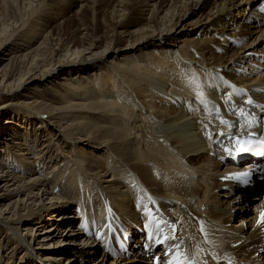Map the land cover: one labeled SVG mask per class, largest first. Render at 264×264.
Segmentation results:
<instances>
[{
  "label": "bare ground",
  "instance_id": "1",
  "mask_svg": "<svg viewBox=\"0 0 264 264\" xmlns=\"http://www.w3.org/2000/svg\"><path fill=\"white\" fill-rule=\"evenodd\" d=\"M10 2L0 0V49L10 51L0 111L24 118L0 143V222L16 238L10 264H169L177 251L184 264H264V196L239 216L256 198L230 174L251 163L241 164L243 153L233 166L224 151L235 152L230 136L264 133V13L254 12L264 0H167L161 12L156 0H83L72 17L70 0H25L18 15L4 10ZM59 14L60 24L38 32ZM135 20L145 23L125 27ZM209 73L235 84L219 90L224 78L218 86ZM36 80L70 88L54 112L36 99L14 105ZM72 163L83 171L75 181ZM249 172L256 191L262 181L253 165ZM136 234L144 250L125 259L124 241ZM97 240L104 251L95 259Z\"/></svg>",
  "mask_w": 264,
  "mask_h": 264
},
{
  "label": "rangeland",
  "instance_id": "2",
  "mask_svg": "<svg viewBox=\"0 0 264 264\" xmlns=\"http://www.w3.org/2000/svg\"><path fill=\"white\" fill-rule=\"evenodd\" d=\"M8 1L10 2V0H8ZM17 1L18 0L14 1L13 3L10 2L12 5H10V3H8V5H6L7 4L6 3L5 4L6 6L4 7L5 8L4 10L6 12L9 10L8 13H10L12 15H18L19 9L17 11H15L16 9L14 7L16 6V8H17L19 6L20 7V11L23 10L22 12H24V9L25 8H22V7L26 6V4L25 5L23 4V2L25 0L24 1L23 0H19L18 3H17ZM70 1H71V5L69 6L70 12L66 14L67 17H72L76 13V11L79 10L80 5L83 4V3H81V1H83V0H70ZM156 1H157L158 6H159V12H161L162 9L167 8L169 6V4H170V3L167 2V0H156ZM256 3H257V1L254 2V4H256ZM16 4H18V5H16ZM209 9H210V6L209 5L204 6V12H207ZM262 9H264V5L255 8L254 9V12H259ZM10 10H11V12H10ZM52 20L53 21L55 20L54 23L51 22V24L48 23V24H45L43 27L41 26V28H39L40 30H38V32L45 33L49 28L54 27V25L60 24L61 21H62L61 14H59L57 16V18H54ZM137 21H138V23H137ZM137 21L135 20V21L132 22V24H128V26H125V27H128V29H134L136 27H141L145 23V20H137ZM257 26H258V24H257ZM260 27L264 28V24H261ZM252 28L254 29V27H252ZM31 29H34V28L32 27ZM39 38L40 37L37 35V36H35L34 39H39ZM252 38H253V36L246 37V40L247 41H251ZM25 39H27V38L24 36L22 39L17 40L16 43L22 45L23 43H26V40ZM41 39L42 38H40V40ZM124 45H125V43L120 44L121 47H123ZM115 46H117V45L112 44L110 46L109 50L111 51L112 49H114L113 47H115ZM9 57H10V51H5L3 48H1L0 49V74H3L4 72H6L8 70V67L7 66H9V63H8V58ZM165 71H166V68L162 72V74L164 76H165V74H164ZM60 74H61V72H58L56 75L59 76ZM70 74L71 75H74V71L70 72ZM221 77H222V79L224 78V76L222 74H221ZM210 78L214 82H216L215 77H212L211 76ZM37 81L38 80H36V81H34V82L30 83V84H27V85L25 84L26 86H23L24 88L22 87L21 89L20 88L18 89L19 95H18V98H16V103L14 104L16 107H18L17 109H24V107L21 106V104H23V102L25 103V102L31 101L33 99H36L38 102H41V103L44 102L45 104H42V105H44L45 107H47L50 112H54L56 110V108L58 109L61 106V102L64 100V94L66 92H68V91H71L70 88L65 87V86H60V85H57L56 84V85H54V87H50L49 84L46 85V83L43 82V81H40V82H37ZM229 81L230 80H228V82ZM3 102H7V97H4L3 94L0 93V104H3ZM19 102H21V103H19ZM14 109L15 108L11 109V108L8 107L7 109H5V110L3 109L2 111H0V143L6 141L4 139V136L6 134V129H9V128L13 127V126H15L16 129L21 128L20 125L22 124V121L24 120V118H21ZM48 124H46V125H48ZM31 125L34 126L33 128L41 126V124L39 123V120L38 119H35V120L31 121V118H30L29 126H31ZM55 130L56 129L54 128V131ZM23 131H25V130H23ZM0 145H2V144H0ZM248 161H249V159L243 160L241 164H245ZM54 164H55V162H52L49 166H47L42 171V176L43 175H46L48 173L49 169ZM76 166H79V165L78 164H73V163L70 164V166L68 167V171H67V176L74 175V181L76 179L75 176H77V174H81L79 172H83L80 169H78ZM102 186L104 187L105 185H102ZM117 187L120 190H123L124 189L123 188V185H119V183H117ZM261 191H263V190H261ZM235 193H236V191L234 193H232V194L234 195ZM256 194L257 193H255V192L254 193H251L250 194V197L251 196H254ZM261 199H262V197L259 198L258 200L255 199V201H252L251 200V202H254V203L253 204H250V205H244L245 203H242L241 204L239 202L241 204V206H240L241 207V210H240L241 213L239 214V216H243L244 217L245 216V215H243L244 212L246 214H249L250 208L252 209V207H254V204L255 205L258 204L261 201ZM70 203L72 204L73 202H70ZM237 208L234 209V211H236ZM239 216H236L232 222H235V223L239 222V220H238L239 219ZM251 216H253V215L251 214ZM55 217H57V216H55ZM66 224H68V220L65 222V224H63V228L64 229L67 227ZM80 236L78 237V240L79 241H76V244H74V245H70V244L69 245L68 244L59 245L60 246L59 247L60 248L59 250L67 249V248H72V247H75L77 244L78 245L79 244L81 245V243H80L81 242V238L83 239L85 237H84V234H83V237L82 236L80 237ZM136 237H137V234L135 236H133V238H131L130 243L134 242V239ZM90 240H92V239H90ZM14 242H16V238L14 237L13 231L12 230H9L8 227L6 228L5 223L0 222V246L2 247V250H0V255L5 256V258H6V262L5 263H2V264H10L12 262L10 260V258H11L10 254L13 251V250H11L12 247L15 248V246H16ZM87 242H88V244L93 245V243H89L91 241H87ZM51 245H53V244H51ZM95 245H97L98 252L96 253V255H95L94 258L97 259V257L101 253V248H100L101 242H98V240H97L96 243L94 244V246ZM47 246H49V244ZM131 248H132V246H131ZM137 248L138 247H136V249ZM50 249L51 250H54L55 248H53V249L50 248ZM136 249L132 248L131 251L132 252L133 251L135 252ZM23 253L24 252H22V250H19L18 253H17V255H15V257L13 259H15L18 262L19 261V258L23 255ZM153 253L148 254L147 256H150ZM43 258L44 257L42 256V259ZM89 261L90 262H93L92 259H90ZM111 261H112V259L110 258L109 262H111ZM61 264H64V263H61ZM131 264H133V263H131Z\"/></svg>",
  "mask_w": 264,
  "mask_h": 264
},
{
  "label": "snow or ice",
  "instance_id": "3",
  "mask_svg": "<svg viewBox=\"0 0 264 264\" xmlns=\"http://www.w3.org/2000/svg\"><path fill=\"white\" fill-rule=\"evenodd\" d=\"M248 103H252V101H248ZM241 115H243V112H241ZM221 123H227L224 120H221ZM220 136H224L225 134L223 132L219 133ZM255 134L253 133H249L248 137L249 139H242L241 137H236V136H230L229 139L230 140H234L235 141V152H233L232 148L230 147H224V151L226 153H228V155L230 156H237V155H241L243 153H248V152H252L254 151V148L256 145H264V140H255L253 141L251 139V137H253ZM209 138H211V133H209ZM260 154H264V151H262ZM230 176H235V178L240 179L242 177H247L249 176V173L245 172V173H240V174H230ZM229 177H225V179H227ZM247 181L245 180V183ZM264 215V214H262ZM173 229H175V225H172ZM175 236L172 237H166L165 239H175ZM158 243H163V241H158ZM177 249H180L181 245L177 244L175 246ZM167 254V253H166ZM180 252L177 251V253L175 254V256L173 257V260L169 261V264H184V261L181 260L180 258ZM185 259H187L185 257ZM157 264H159V258L157 261ZM188 264H191V261L188 262Z\"/></svg>",
  "mask_w": 264,
  "mask_h": 264
}]
</instances>
